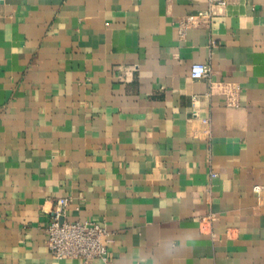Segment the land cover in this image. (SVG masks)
<instances>
[{"label":"crops","instance_id":"obj_1","mask_svg":"<svg viewBox=\"0 0 264 264\" xmlns=\"http://www.w3.org/2000/svg\"><path fill=\"white\" fill-rule=\"evenodd\" d=\"M207 7L0 0V264H264V0L181 34ZM62 196L110 230L107 262L53 257Z\"/></svg>","mask_w":264,"mask_h":264},{"label":"built area","instance_id":"obj_2","mask_svg":"<svg viewBox=\"0 0 264 264\" xmlns=\"http://www.w3.org/2000/svg\"><path fill=\"white\" fill-rule=\"evenodd\" d=\"M207 1L208 7L206 9L191 12L180 20L181 34L190 27H209L217 13V6H224L231 0ZM210 45L214 46L215 41L211 40ZM190 74L193 78L209 77V94L216 92L223 95L230 106H237L239 104L240 86L233 82L213 80L209 64L193 63ZM215 175V172H212V176ZM254 190L259 193L262 191V187L255 185ZM71 202L72 198L70 196H62L56 202L50 223L46 228L49 251L57 259L80 258L90 261L99 258L107 262L109 260L108 243L111 234L110 230L104 224L96 221L69 220L67 210Z\"/></svg>","mask_w":264,"mask_h":264}]
</instances>
